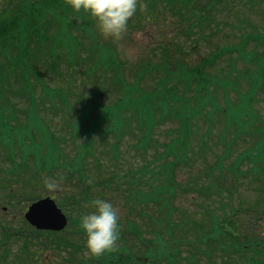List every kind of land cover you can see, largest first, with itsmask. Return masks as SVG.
I'll use <instances>...</instances> for the list:
<instances>
[{"label":"trees","instance_id":"1","mask_svg":"<svg viewBox=\"0 0 264 264\" xmlns=\"http://www.w3.org/2000/svg\"><path fill=\"white\" fill-rule=\"evenodd\" d=\"M190 1L144 0L137 10L142 5L146 7L136 18L140 20L146 13L157 20L167 7L179 14L187 10L185 6L192 7ZM75 15L81 19L74 21ZM133 19L134 16L128 27L133 25ZM88 28L93 31L95 42L91 39L92 52L88 51L87 56L95 57L99 69L102 70V63L106 73L113 71L112 80L123 87L124 96L138 93L137 98L131 97L132 102L129 100L127 112L130 126L137 120L138 127L145 129L133 148L147 155L148 160L138 165L134 159L127 164L119 158V148L115 146V164L106 174L97 170L95 177L85 170L84 160H79L91 154L96 166H102L94 147L96 133L104 139L113 133L114 143H121L118 132L122 126L117 123L119 114L115 109L124 114L126 101L122 96L118 102L113 99L95 103L88 94L86 97L73 86L61 83L70 80L76 84L78 78L84 83L86 78L90 80L84 73L87 56H82L81 50ZM67 30L75 39L69 43ZM99 35L95 20L83 11L73 12L65 0H23L0 6V189L9 190V196L21 201L20 204H28L37 198L31 194L37 188L29 191L27 184L33 181L44 185L43 177L51 176L65 189L58 199L61 204L69 199L90 202L95 198L90 193L93 190L100 192L101 198L108 197L121 205L125 211L120 216L117 247L82 264H197L194 259L198 251L223 256L226 264L233 258H241L240 264H264V232H258L264 225V127L248 129L249 118L260 112L257 103L264 97L259 93L255 106L242 116L230 112L231 103L236 101L231 91H240L244 87L241 83L248 82L251 88L258 86L260 91L264 89V35L248 33L242 45H227L214 51L205 58L209 59L204 60L202 71L200 66L185 64L184 77H187L183 88L170 85L169 70L168 74H162L164 92L158 88H141L148 63H142L134 71V80L126 81L125 64L114 67L119 64L114 50L106 48ZM251 42L253 46L248 50ZM160 43L167 52L165 58L169 57L167 43L163 40ZM234 51L238 54L231 62L220 64L223 54ZM57 52L63 53L66 63L57 64L48 59ZM38 63L46 67L43 75ZM210 63L218 71L216 78L205 69ZM170 64L180 73L184 60L160 65L169 69ZM81 66L83 72L78 73ZM99 82L102 84L101 77ZM221 89L223 101L217 97ZM181 100L184 101L178 104ZM42 112L53 115L52 118L61 116V127L53 129ZM37 118H41L45 128L34 127ZM159 118L173 119L178 124L171 128L173 136L167 141L151 136ZM201 120L202 124L207 123V128L202 127ZM61 130L70 132L71 136L59 133ZM78 137L84 141L80 140L72 159L61 143H67L69 138L76 142ZM150 148H153L152 158ZM89 179L91 184L87 182ZM74 184L84 193L73 190ZM124 184L129 186L124 189ZM244 189L255 190L257 194L245 200L241 196ZM188 201L198 208L192 209L185 203ZM5 206L2 205V210ZM22 221L17 229L9 221L0 222L3 228L0 246L11 239L27 242L21 237L27 228L52 238L46 246L41 245L44 243L41 239L40 252L46 247L57 250L60 246L62 250L71 243L61 232L38 230ZM181 246L191 247L194 252L183 255ZM0 249L7 251L9 247L3 245ZM1 260L0 256V264H9Z\"/></svg>","mask_w":264,"mask_h":264},{"label":"rangeland","instance_id":"2","mask_svg":"<svg viewBox=\"0 0 264 264\" xmlns=\"http://www.w3.org/2000/svg\"><path fill=\"white\" fill-rule=\"evenodd\" d=\"M21 1L23 0H0V6H8V4L19 3ZM143 1L144 0H139V3L143 4ZM189 4L192 5V7H187V10L185 9L180 13L181 15H184L183 17H181V15L177 12H173L171 7H167L159 15L157 20H152V17H149V15L146 13L141 17L140 20H138L136 16L140 15L144 11L143 9H139L137 10L138 13L134 14V19L132 20L133 25L128 27L127 32L121 39H105L99 35L102 40V44L106 48L111 47L114 50L113 53L116 55V58L119 62V64H115L114 67H120V65L123 63L125 64V66L124 64L123 66L127 73L126 81L134 80V71H136L135 68L138 69L142 63H148L147 67H149V70L141 80L142 89L144 88L149 90L158 88L160 92H164L165 85L162 83V74H168L169 70L170 85H174L178 88L183 85L182 81H186L185 78L187 76H184L185 69L187 67H185L183 64L182 67H179V73L171 64L169 65V69L162 67L160 65L161 62L166 61V64H169L174 63L176 60H184L187 64L194 65L199 61H204V59H201V57H207L213 50H216L217 47L223 48L226 45H230V47L242 45L241 40L245 32L261 33L264 35V0H191ZM75 18L81 19L79 15H75V17H73L74 21L76 20ZM71 34V31H65V36L68 39V43L75 40ZM85 39L87 42L86 49L87 51H90L92 46L91 40L90 38ZM161 40H163L164 43L166 42L170 48V51L168 52V54H170L169 57L165 58L167 52H165V49L160 47ZM252 46V42L250 44L248 43V50ZM85 54L86 52L84 55ZM231 57L232 55H227L224 57L221 63H225L229 60V58L231 59ZM53 58L57 64H60V62L64 63L63 53L57 52L56 54H53ZM94 60L92 59L89 64L86 60L87 77H92L94 74V69H96L92 66ZM168 60L170 61L169 63ZM126 64H129V67ZM133 66L135 67L133 68ZM206 71L208 74H213L216 78L218 71H216L214 68H209ZM45 72L46 70H44L43 74ZM101 73L103 74L102 80L106 82L105 84H107L104 94L102 95V100L107 103L112 102L113 99L117 100V102L120 101V98L124 96L122 94L123 90H121L123 87L120 88L119 85L114 84L115 81L112 80L113 71L110 70L108 73H106L102 68ZM232 78H234V75H232ZM216 80L219 81V79ZM56 83L58 86L60 85L59 81ZM243 85L245 87L246 83H241V86ZM65 86L68 87L67 84ZM136 86L139 88L138 84H136ZM192 89L193 87L190 89V92H192ZM231 92L232 96L236 97V101L231 103L230 112L231 114L238 112L242 116V114L249 112L251 107L255 106L258 101L260 90L258 89V86H252L250 93L246 94L244 97L238 95L240 91L236 93L233 90ZM261 93V95L264 97V89H262ZM137 95L138 93H134L131 96L126 95L123 97L124 101H126L124 102L125 104L123 106L125 109L124 114L122 111L120 112L118 109H115L119 114L117 123H121V126L123 127V135L120 138L121 148L117 154L119 158L123 159L124 161L128 160L130 151L131 155L135 156L133 144L137 143L136 139L138 135H140V132L136 126L137 122L135 124L134 120L133 134L130 133V135H127L129 129V126L127 125L130 124V119L127 112L129 110V97L134 96L137 98ZM217 97L222 100L223 92L221 91ZM242 99L244 100L242 101ZM257 106L261 109L260 112L255 115L254 118H249L250 120L248 123V129L251 130H261L260 126L264 127V100H260V102L257 103ZM60 114L62 115L63 113L60 112ZM42 116L48 119L50 124L53 127L56 126V128L57 124L55 125L54 118L57 117L55 121L57 122L59 120V126L61 125V116L52 118L53 115H50L46 112H42ZM36 120V126L34 127H39L41 120L40 118H37ZM171 125H173V123L169 120L166 122V124L159 127L157 129V137L161 140H165L167 131L166 129ZM203 127L207 128V124H204ZM59 133L67 135V137L71 136V133L67 132L66 130H61ZM96 136L97 137H94V147L96 149L97 155H99L103 161V168L106 170L98 169L96 167L91 154L86 156L85 159L79 157V161L84 159L83 163L85 170L94 177L97 176V170H101L103 174H106L109 169L107 166L114 165L117 160L116 153L111 152V143L114 142L113 140H115V137L111 134L108 135L109 139L104 140L102 137H99L98 134H96ZM250 138H253V136L251 135ZM80 140L83 139L78 137L76 142H74L71 138H69L67 143H61L64 151L68 153V156H70L72 159L76 156L77 145L80 143ZM105 151L108 153L104 154L103 152ZM136 161L138 162V158H136ZM5 163L6 161H4L3 164ZM138 163L140 165V162ZM122 169L124 170V166ZM33 187H36L37 189L31 191V194H34L37 197V200L43 196H46L47 194L48 196L49 194H54L57 198H59L62 190H65L60 185L55 191H50L40 183L31 181L27 184V189L29 191ZM72 189L79 192V194L84 193V190H80L76 184L73 185ZM247 190L248 191L244 189V193L241 195L245 200L252 199L257 194V191L255 190ZM4 191V189H0V222L6 223L9 221L11 225L17 229L20 223L23 222L22 220H24V211L27 209L28 204H31L32 202H29L28 204H20L21 201L14 199L13 196H9V190L6 192ZM90 193L95 197H101V194L98 191L93 192V190H90ZM61 198L63 199V197ZM201 201L204 202V199L201 198ZM185 203L191 206L192 209L198 208L190 201ZM3 204L6 205L5 210H2ZM62 204H67L66 209L68 210L67 212L70 218H75V224H71L65 231L61 232V234H64L66 239L71 242L67 248H63L61 250V247L59 246L57 250L52 251L51 247H46L44 250H42V252H40L43 246L50 244L52 238L49 236V238H47L33 233L27 228V230H24V234L21 236L22 238L26 239L27 242H24L22 239H11V242L9 243L1 244V246L4 245L6 248L9 247V250L7 251L0 249V256L2 260L4 259L5 262L7 261L9 264H49L53 257L59 256V260H62L60 261V264H82L78 258L79 256L81 258H90V255H86V250L84 247V241L86 237L83 230L80 229L78 222L81 214L92 210L88 206L89 202H77L76 200L69 199L63 200ZM115 205L119 210L118 215L122 216L125 210L121 209V205ZM1 225L0 236L2 237L1 232L3 228ZM258 232H264V225L262 229H258ZM42 238L44 239V243L41 244L43 246L40 245V243L43 242V240H41ZM1 242L2 241H0V243ZM198 243L203 245L202 242ZM181 251L182 254L185 255L186 253L190 254L194 252V249H191V247L188 246H181ZM35 256H38L39 259L36 260ZM222 258L223 256H216L214 253L208 255L198 251L194 260L198 261L197 264H226V261ZM93 259L97 260L95 258ZM102 260H104V258H102ZM240 261L241 258H233L230 261V264H240Z\"/></svg>","mask_w":264,"mask_h":264},{"label":"clouds","instance_id":"3","mask_svg":"<svg viewBox=\"0 0 264 264\" xmlns=\"http://www.w3.org/2000/svg\"><path fill=\"white\" fill-rule=\"evenodd\" d=\"M65 3L73 12L83 11L93 18L102 37L119 40L127 32L129 20L136 13L139 0H65ZM87 182L91 184L92 180ZM43 184L50 191L59 187L58 180L51 176H44ZM88 206L92 210L81 214L79 227L86 237V255L100 257L117 247L121 218L118 207L111 200L95 197Z\"/></svg>","mask_w":264,"mask_h":264},{"label":"water","instance_id":"4","mask_svg":"<svg viewBox=\"0 0 264 264\" xmlns=\"http://www.w3.org/2000/svg\"><path fill=\"white\" fill-rule=\"evenodd\" d=\"M27 219L39 229H62L68 223V218L55 199L49 197L38 199L31 204L25 213Z\"/></svg>","mask_w":264,"mask_h":264}]
</instances>
